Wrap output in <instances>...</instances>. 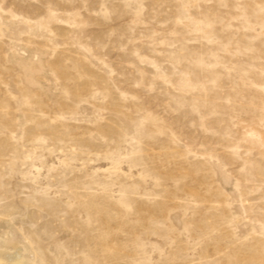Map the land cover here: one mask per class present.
Wrapping results in <instances>:
<instances>
[{"label": "rangeland", "instance_id": "374dc122", "mask_svg": "<svg viewBox=\"0 0 264 264\" xmlns=\"http://www.w3.org/2000/svg\"><path fill=\"white\" fill-rule=\"evenodd\" d=\"M18 264H264V0H0V250Z\"/></svg>", "mask_w": 264, "mask_h": 264}, {"label": "bare ground", "instance_id": "6f19581e", "mask_svg": "<svg viewBox=\"0 0 264 264\" xmlns=\"http://www.w3.org/2000/svg\"><path fill=\"white\" fill-rule=\"evenodd\" d=\"M11 244L13 245L12 250H0V264H18L20 262V248L16 244Z\"/></svg>", "mask_w": 264, "mask_h": 264}]
</instances>
